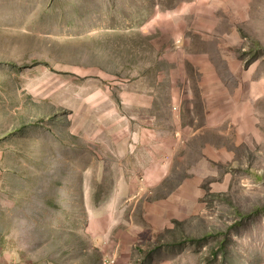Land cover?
I'll use <instances>...</instances> for the list:
<instances>
[{"label":"rangeland","instance_id":"1","mask_svg":"<svg viewBox=\"0 0 264 264\" xmlns=\"http://www.w3.org/2000/svg\"><path fill=\"white\" fill-rule=\"evenodd\" d=\"M264 264V0H0V264Z\"/></svg>","mask_w":264,"mask_h":264},{"label":"built area","instance_id":"2","mask_svg":"<svg viewBox=\"0 0 264 264\" xmlns=\"http://www.w3.org/2000/svg\"><path fill=\"white\" fill-rule=\"evenodd\" d=\"M115 263V260H109L106 264H114Z\"/></svg>","mask_w":264,"mask_h":264}]
</instances>
